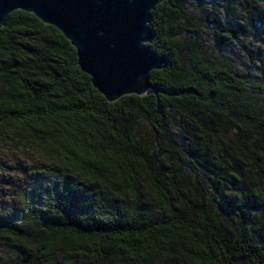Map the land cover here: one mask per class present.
I'll return each instance as SVG.
<instances>
[{
    "label": "trees",
    "instance_id": "16d2710c",
    "mask_svg": "<svg viewBox=\"0 0 264 264\" xmlns=\"http://www.w3.org/2000/svg\"><path fill=\"white\" fill-rule=\"evenodd\" d=\"M149 27L166 66L112 102L57 28L0 27V148L43 164L7 182L0 264H264V0H163Z\"/></svg>",
    "mask_w": 264,
    "mask_h": 264
},
{
    "label": "water",
    "instance_id": "95a60500",
    "mask_svg": "<svg viewBox=\"0 0 264 264\" xmlns=\"http://www.w3.org/2000/svg\"><path fill=\"white\" fill-rule=\"evenodd\" d=\"M163 0H0V27L15 10L57 28L76 50L77 64L107 101L141 95L149 73L166 60L148 44L151 10Z\"/></svg>",
    "mask_w": 264,
    "mask_h": 264
},
{
    "label": "rangeland",
    "instance_id": "374dc122",
    "mask_svg": "<svg viewBox=\"0 0 264 264\" xmlns=\"http://www.w3.org/2000/svg\"><path fill=\"white\" fill-rule=\"evenodd\" d=\"M42 167L41 159L31 151L22 152L16 149L0 148V185H2L0 203L14 198L13 186L7 188L9 180L12 185H18L25 180L26 176Z\"/></svg>",
    "mask_w": 264,
    "mask_h": 264
}]
</instances>
